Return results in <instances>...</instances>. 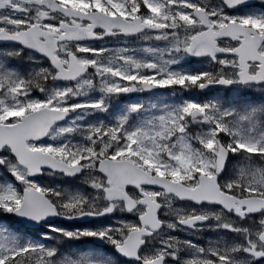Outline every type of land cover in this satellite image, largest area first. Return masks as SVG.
I'll use <instances>...</instances> for the list:
<instances>
[{
    "label": "snow or ice",
    "instance_id": "6c2138e0",
    "mask_svg": "<svg viewBox=\"0 0 264 264\" xmlns=\"http://www.w3.org/2000/svg\"><path fill=\"white\" fill-rule=\"evenodd\" d=\"M248 3L0 0V42L18 45L0 59V212L96 221L39 240L0 228V264H109L77 240L131 264H264V105L112 103L160 89L264 92V9L228 11ZM132 39L157 46H108ZM22 52L26 74L8 63ZM52 175L84 187L35 179ZM204 231L218 238L171 235Z\"/></svg>",
    "mask_w": 264,
    "mask_h": 264
},
{
    "label": "rangeland",
    "instance_id": "374dc122",
    "mask_svg": "<svg viewBox=\"0 0 264 264\" xmlns=\"http://www.w3.org/2000/svg\"><path fill=\"white\" fill-rule=\"evenodd\" d=\"M109 47H114V46H119V47H131V48H144L148 46H157V42L155 41H144V40H135L132 42H128L127 44H112L110 43L108 45ZM159 46H163L162 44ZM16 48L14 47H3L0 49V59H6L4 54L6 52H14ZM137 55H141V53H136ZM188 62H191V59L189 58ZM8 63L13 66H17L19 71L22 74H26L27 71L32 67L30 61L27 59V52H22L20 57L17 59H8ZM185 61H181V64H184ZM230 90L226 91L224 90L222 93H218L215 96H220L219 99L221 102L224 104V106H229V103H234L236 105H252V106H261L264 105V92H260L258 90H253L250 88H241L239 90L238 96H236L233 100L230 99L231 96ZM214 96V97H215ZM213 97V98H214ZM94 98V97H93ZM199 99L201 101L205 99H201L198 95L196 90L193 92H183L180 94L179 92L177 95H172L170 89H160L158 93L153 94L148 97H141L137 101L133 102H141L143 103L146 107L149 106L151 103H157V104H163V103H172L180 99ZM211 98V99H213ZM239 103L237 104V102ZM213 102L215 100L213 99ZM113 106H118V107H123L127 103H121L120 99L117 98L113 102ZM131 103V102H130ZM86 122H90L94 119V117L88 116L84 118ZM72 142H77L78 138L77 137H72ZM2 176H7V173L3 170L0 169V177ZM9 182L15 184L14 181H12L11 177H8ZM38 182L49 186V187H58L61 190H68V191H76L78 188H83L84 186L80 184L79 179L76 181H67L63 177L58 176V175H52V176H42L40 179H37ZM130 218V217H128ZM65 224V223H64ZM95 224V222L90 223L88 226ZM52 228H63L65 230H72V225L70 224H59V225H53L50 226ZM0 228L6 229L9 232L12 233H19V234H24L26 239H32V240H39L42 236L45 235H55L54 233H49L48 229L49 227H42L38 232H30L27 230H22L23 228L21 225L16 222L14 219H12L11 214L8 213H3L0 212ZM81 243L79 248L84 249L85 252L88 250H94L96 251L97 254L103 255L109 259V264H120L115 257L109 256L104 250L97 249L94 246L89 245V241H73L72 244L75 243ZM86 246H91V248H85Z\"/></svg>",
    "mask_w": 264,
    "mask_h": 264
},
{
    "label": "flooded vegetation",
    "instance_id": "af4514ba",
    "mask_svg": "<svg viewBox=\"0 0 264 264\" xmlns=\"http://www.w3.org/2000/svg\"><path fill=\"white\" fill-rule=\"evenodd\" d=\"M244 9H264V5H260L258 3H256V0H253V4L250 5V6H245V7H242V8H238L236 10H233V11H229L230 14H236V15H240V14H243V10ZM132 41H135V39H132L130 40L129 42H132ZM141 97H144V95H142L141 93H135V94H132V95H124V94H120V96L118 97L120 99V102L123 104L125 103H130V102H133V101H137L139 100ZM78 180V179H77ZM74 180H71V182H73ZM179 206L181 207H185L186 205L184 204V202H180ZM125 215V218H128L130 216H127V214H124ZM102 220L104 218H101ZM128 219H134L133 217H130ZM96 223V221H93ZM106 223L109 222V221H105ZM89 224H77L76 222H72V229L73 228H77V227H84V226H88ZM171 235H175V236H178L179 238L181 239H192L194 243L196 244H200V245H203L205 244L208 240L210 239H217L218 238V234L217 233H214V232H210V231H204L200 234V237L199 238H195L191 235H187V234H184V233H180V232H174V233H171ZM220 235H224V234H220ZM231 234H228V236H230ZM102 248L104 249V251L109 254V256H112L114 253V257L115 259L120 263V264H131V262H126L124 259L122 258H119L117 255H116V252L114 251V249H112L109 245L103 243V246Z\"/></svg>",
    "mask_w": 264,
    "mask_h": 264
},
{
    "label": "water",
    "instance_id": "95a60500",
    "mask_svg": "<svg viewBox=\"0 0 264 264\" xmlns=\"http://www.w3.org/2000/svg\"><path fill=\"white\" fill-rule=\"evenodd\" d=\"M253 4V0H249V3L247 5H241L239 6V8H242V7H245V6H250ZM236 10V9H234ZM230 11H233V10H230ZM1 45H8V46H16L18 47V45H12L11 43H3V42H0V46ZM194 59V58H192ZM155 91V90H154ZM215 90H212V91H209V90H205L203 93H200V94H206V93H210V92H213ZM199 92V90H198ZM145 93H149V92H145ZM46 139V138H45ZM64 178H67V179H74V178H77V177H64ZM35 179H38V178H35ZM13 218H15L16 220H18L26 229L28 230H37L41 225H51L53 224L56 220L58 221H65V222H68V223H72V221H75L77 223H87L90 221V219H81V220H65V219H61L59 217H48L44 220H42L39 224H33L31 221L29 220H26L24 218H20V217H16L14 215H12ZM95 245H98V246H102L103 245V242H94ZM117 254V253H116ZM118 255V254H117ZM120 258L124 259L123 257L119 256ZM126 261V260H125ZM129 262V261H128Z\"/></svg>",
    "mask_w": 264,
    "mask_h": 264
},
{
    "label": "trees",
    "instance_id": "16d2710c",
    "mask_svg": "<svg viewBox=\"0 0 264 264\" xmlns=\"http://www.w3.org/2000/svg\"><path fill=\"white\" fill-rule=\"evenodd\" d=\"M239 103V101L237 102V104ZM63 225H65L64 223H63ZM91 244V242L89 243V245ZM81 245V243H75V244H73V246L75 247V248H79V246ZM85 248H89V246H86Z\"/></svg>",
    "mask_w": 264,
    "mask_h": 264
}]
</instances>
